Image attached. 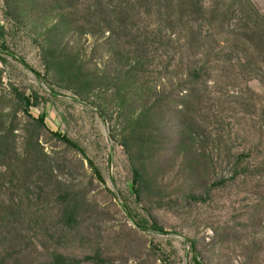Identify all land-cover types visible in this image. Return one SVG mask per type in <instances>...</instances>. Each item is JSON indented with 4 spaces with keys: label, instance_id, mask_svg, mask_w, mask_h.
Returning <instances> with one entry per match:
<instances>
[{
    "label": "rangeland",
    "instance_id": "374dc122",
    "mask_svg": "<svg viewBox=\"0 0 264 264\" xmlns=\"http://www.w3.org/2000/svg\"><path fill=\"white\" fill-rule=\"evenodd\" d=\"M88 1L0 0V264L55 252L264 264V206L219 186L226 124L239 145V98L264 102V0H201L194 16L174 0L125 17ZM16 94L36 95L30 115L46 128ZM55 134L79 143L103 182ZM134 165L161 194L137 198ZM67 192L82 195L74 228L60 215ZM126 209L162 232L141 231Z\"/></svg>",
    "mask_w": 264,
    "mask_h": 264
},
{
    "label": "trees",
    "instance_id": "16d2710c",
    "mask_svg": "<svg viewBox=\"0 0 264 264\" xmlns=\"http://www.w3.org/2000/svg\"><path fill=\"white\" fill-rule=\"evenodd\" d=\"M69 1V0H68ZM64 0V3H68ZM174 0H109L107 2V11H112V15L116 12L125 17V11H140V6L154 5L156 10L171 11ZM89 4L95 5L96 9H100L103 0H90ZM181 11H189L191 16L198 12L206 11L205 5L200 0H177ZM106 6V5H105ZM106 8V7H105ZM82 11H91V6H88ZM218 11V10H216ZM89 13V12H88ZM201 30L194 32V35H200ZM39 76V74H38ZM193 76L200 78V73L194 72ZM256 96V94H254ZM36 95L21 96L16 94V99L24 106V113L38 127V129L46 128L45 117L38 118L30 115V107L34 106ZM240 106V117L238 119V147H234L231 138V131L228 130L229 124L223 129L220 143V180L219 186L223 190L237 189L239 195L253 196L259 205L264 206V102H261L258 97H241L238 102ZM62 142L76 150L82 158L88 163L94 177L102 181V175L98 168L94 165L92 159L87 154L86 150L77 142H74L61 134H55ZM130 142V140H129ZM135 166V165H134ZM133 184L135 186V194L138 199L151 200L162 191L156 188L148 181L142 172L136 166L133 169ZM82 196V195H81ZM79 195L73 196V193L67 192L62 197L60 206V215L64 226L74 228L78 225V218L81 210L82 197ZM191 200H199L198 197L189 195ZM126 213L134 220L136 226L141 231L162 232V229L154 223L147 220H136V216L126 209ZM17 233L21 231L18 227L12 229ZM38 250V248H37ZM36 253L42 255L41 252ZM43 256V255H42ZM194 264H203L197 258L194 259ZM47 264H111L101 253L86 256L84 259L77 257H68L60 253H52L47 258ZM169 264V263H166Z\"/></svg>",
    "mask_w": 264,
    "mask_h": 264
}]
</instances>
